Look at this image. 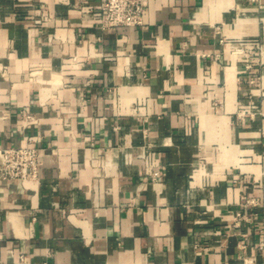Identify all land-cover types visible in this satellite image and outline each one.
I'll return each mask as SVG.
<instances>
[{"label": "crops", "instance_id": "0c3cea01", "mask_svg": "<svg viewBox=\"0 0 264 264\" xmlns=\"http://www.w3.org/2000/svg\"><path fill=\"white\" fill-rule=\"evenodd\" d=\"M261 112L264 0H0V264H264Z\"/></svg>", "mask_w": 264, "mask_h": 264}, {"label": "built area", "instance_id": "2783aa9c", "mask_svg": "<svg viewBox=\"0 0 264 264\" xmlns=\"http://www.w3.org/2000/svg\"><path fill=\"white\" fill-rule=\"evenodd\" d=\"M147 4L148 0H98L100 25L102 28L140 25L144 21V10ZM246 66L250 67V63ZM261 113L264 119V112ZM250 114L253 112L250 111ZM27 117L30 118V115ZM41 164L42 157L38 148L30 143L0 146V177L3 179L38 180ZM258 246L264 253V240Z\"/></svg>", "mask_w": 264, "mask_h": 264}]
</instances>
